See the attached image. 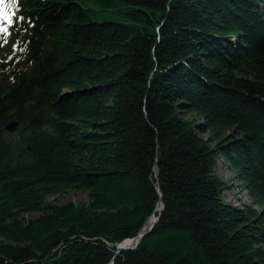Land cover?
I'll list each match as a JSON object with an SVG mask.
<instances>
[{
	"label": "trees",
	"instance_id": "1",
	"mask_svg": "<svg viewBox=\"0 0 264 264\" xmlns=\"http://www.w3.org/2000/svg\"><path fill=\"white\" fill-rule=\"evenodd\" d=\"M82 1L7 0L0 264H264V0Z\"/></svg>",
	"mask_w": 264,
	"mask_h": 264
},
{
	"label": "rangeland",
	"instance_id": "2",
	"mask_svg": "<svg viewBox=\"0 0 264 264\" xmlns=\"http://www.w3.org/2000/svg\"><path fill=\"white\" fill-rule=\"evenodd\" d=\"M80 2L84 6L90 9V16L96 20L116 19L115 16H113L108 12L97 11L95 9V6L92 4H88L82 0H80ZM6 5H7V0H0V56H5V57L8 56L7 47L11 35L10 28L7 23L6 15H5ZM206 135L207 134H205V136ZM216 172L219 178H221L228 186V190L223 194V199L225 201L229 202L231 205L236 207H241L243 203L245 204L251 203L249 195L242 188L238 186V182L236 180H233V173L229 169H227L226 165L224 164L223 158H221L220 156H218L217 159ZM155 177H157V174L155 175ZM46 201H53L58 204H65L68 202H73L74 204L77 205L86 204L88 201V193L69 189L63 194L47 196ZM157 204L155 207L156 213L162 207L161 203L160 206H157ZM25 216L26 218H29V217H34L35 214H25ZM156 219L157 216L155 217L153 223L150 224L151 226L148 230H150L153 227Z\"/></svg>",
	"mask_w": 264,
	"mask_h": 264
},
{
	"label": "water",
	"instance_id": "3",
	"mask_svg": "<svg viewBox=\"0 0 264 264\" xmlns=\"http://www.w3.org/2000/svg\"><path fill=\"white\" fill-rule=\"evenodd\" d=\"M14 125H15V123H10V124L7 126V129H8V130H13ZM156 174H157V171H156ZM160 203H161V202L159 201L158 204H157V206H160ZM148 218H149V217H148ZM148 218H147V219H148ZM147 219H146V221H147ZM146 221H145V222H146ZM145 222H144L143 226L140 228V230H139V232L137 233V235H136L135 237L129 239V240H133V241H135V242H134V245L131 244V245H128V246H125V247H124V246H121V243H119V244L117 245V249H116L117 252L120 251L121 249L133 248V247H135V246L138 244L139 239L142 237L143 234H145L146 232L149 231L148 229H149L150 226H151V225H146ZM122 242H123V241H122Z\"/></svg>",
	"mask_w": 264,
	"mask_h": 264
},
{
	"label": "bare ground",
	"instance_id": "4",
	"mask_svg": "<svg viewBox=\"0 0 264 264\" xmlns=\"http://www.w3.org/2000/svg\"><path fill=\"white\" fill-rule=\"evenodd\" d=\"M155 219V214H151L150 217L147 219V221L145 222L146 225H150L151 223H153ZM135 241L133 240H129V239H125L123 242H121V246H128L131 244H134Z\"/></svg>",
	"mask_w": 264,
	"mask_h": 264
},
{
	"label": "snow or ice",
	"instance_id": "5",
	"mask_svg": "<svg viewBox=\"0 0 264 264\" xmlns=\"http://www.w3.org/2000/svg\"><path fill=\"white\" fill-rule=\"evenodd\" d=\"M7 18V17H6Z\"/></svg>",
	"mask_w": 264,
	"mask_h": 264
}]
</instances>
